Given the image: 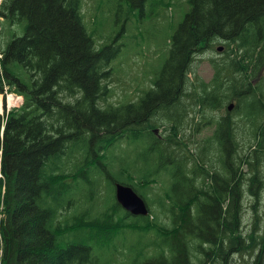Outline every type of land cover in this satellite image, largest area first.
Instances as JSON below:
<instances>
[{"label": "trees", "instance_id": "1", "mask_svg": "<svg viewBox=\"0 0 264 264\" xmlns=\"http://www.w3.org/2000/svg\"><path fill=\"white\" fill-rule=\"evenodd\" d=\"M126 1L143 12L149 0ZM187 1L191 11L172 34L154 89L116 105L108 101L115 54L109 39L98 42L96 29L84 24L82 0H0L1 65L7 84L25 98L9 113L2 139L3 264H100L87 237L100 247L123 238L122 251L115 249L118 264H231L236 254L246 264H264V0ZM219 41L227 46L222 62L200 56L214 74L204 82L194 56ZM182 98L191 100H185L189 110L194 104L223 113L230 101L236 105L220 119L205 116L206 127L216 123V129L194 140L187 156L172 157L169 167L168 149L188 145L178 138L180 125H167L162 140L155 125L138 121L159 110L182 113ZM138 135L150 138L154 164L143 162L141 171L137 165L121 183L149 191L168 173L182 196L164 191L154 220L121 214L116 203L89 222L87 211L75 212L83 202H63L80 180L89 182L92 161L119 139L128 148V138ZM213 146L217 156L211 157ZM198 179L202 186L196 187ZM247 196L254 198V216L244 229Z\"/></svg>", "mask_w": 264, "mask_h": 264}, {"label": "rangeland", "instance_id": "2", "mask_svg": "<svg viewBox=\"0 0 264 264\" xmlns=\"http://www.w3.org/2000/svg\"><path fill=\"white\" fill-rule=\"evenodd\" d=\"M161 1L165 2L166 5L161 6L156 0H149L144 11L141 12V10H131L130 4L126 0H82V12L85 14L84 24L89 31L96 29L99 36L98 42H101L102 38L109 39V45L112 46L113 54H115L111 63L114 74L108 83V89L112 91L111 97L108 99L109 102L120 105L123 102L136 101L138 92L153 86L155 73L157 72L159 75V70L162 69L168 56L172 34L178 29L186 14L191 11L190 6L188 10L187 0ZM158 16L162 18L157 20ZM216 53L218 55V52L215 51ZM198 62L196 61V64ZM197 69L198 74L204 80L208 81L211 78L212 70L207 60L201 61ZM187 101L191 100L187 99ZM190 111L192 110L190 109ZM205 114L209 117H218L224 113L217 115L215 112L208 111ZM234 118L238 123L240 120L238 116L235 115ZM155 120L158 123L166 121L165 128L171 124V122H167V119L158 116ZM190 125L189 121L183 123L182 127L187 129L181 130L179 139L187 137L201 141L214 131L213 125L209 128L206 127V131L200 134L193 133L196 128L189 127ZM244 128V122H241L239 129ZM159 132L161 130H158ZM170 134H172L171 130ZM124 140H117L106 149L104 157L92 161L90 173H88L90 175L89 182L84 179L80 180V188L74 186L62 199L64 203L70 199H74L78 203L83 202L84 204L78 206L75 212L87 211L89 222L100 218L109 206L112 208L117 203L114 180L127 183L128 172L135 173L137 165H141L145 161L154 164L150 138H143L139 135L138 137L131 136L128 138V148L123 144ZM262 175L264 178V170H262ZM158 176L154 184L159 192L155 193L152 199L158 200L163 197L162 194L167 188L172 191L173 195L182 196L181 193L175 192L170 187L171 182L168 179V173L163 174L162 172ZM71 183L75 184L72 181ZM138 192L144 195L148 202L151 200L146 190L138 187ZM156 195L159 196L156 197ZM252 204H254L253 197L247 196L243 203L244 210L242 213L244 229H248L253 221ZM154 209L159 212L157 206ZM260 212L264 218V189L261 191ZM122 213L127 212L122 209ZM165 221L167 224L171 223L170 220ZM135 239L136 237H132L131 241ZM74 242L76 243L78 240L75 239ZM84 242L93 247V257L97 258L100 264L119 263L115 262V259L119 257L115 253V249L122 251L123 238L119 241L108 242L101 247L91 237H87ZM237 256L238 254L233 256L231 264H244V261Z\"/></svg>", "mask_w": 264, "mask_h": 264}, {"label": "water", "instance_id": "3", "mask_svg": "<svg viewBox=\"0 0 264 264\" xmlns=\"http://www.w3.org/2000/svg\"><path fill=\"white\" fill-rule=\"evenodd\" d=\"M233 109V105L230 106ZM124 210L129 211L132 215L146 216L149 214V208L146 201L130 186L118 184L116 186V197Z\"/></svg>", "mask_w": 264, "mask_h": 264}, {"label": "flooded vegetation", "instance_id": "4", "mask_svg": "<svg viewBox=\"0 0 264 264\" xmlns=\"http://www.w3.org/2000/svg\"><path fill=\"white\" fill-rule=\"evenodd\" d=\"M184 93H182V95H183ZM178 102H180V100H178ZM178 105H182L183 106V104H181V103H179ZM167 107H163V109H166ZM164 114V112L163 111H161L160 112V110L155 114V117H162V115ZM169 114L174 118H182V116H181V114L179 113V111H176V110H174V109H172L170 112H169ZM139 125L140 124H143L144 122H148L150 125H152V123L154 122V120L153 119H151L150 117H148V118H146V119H142V118H140L139 119ZM140 129V128H139ZM141 130V129H140Z\"/></svg>", "mask_w": 264, "mask_h": 264}, {"label": "built area", "instance_id": "5", "mask_svg": "<svg viewBox=\"0 0 264 264\" xmlns=\"http://www.w3.org/2000/svg\"><path fill=\"white\" fill-rule=\"evenodd\" d=\"M1 176V175H0ZM0 239H2V237H1V235H0ZM2 248H1V240H0V258H1V256H2ZM1 264V263H0Z\"/></svg>", "mask_w": 264, "mask_h": 264}, {"label": "bare ground", "instance_id": "6", "mask_svg": "<svg viewBox=\"0 0 264 264\" xmlns=\"http://www.w3.org/2000/svg\"><path fill=\"white\" fill-rule=\"evenodd\" d=\"M0 43H1V42H0ZM2 51H3V50H2ZM35 58H36V57H35ZM57 89H58V88H57ZM62 95H63V94H62ZM62 95H60V97H61ZM66 96H67V95H66ZM70 96H71V93H70ZM67 97H68V96H67ZM67 97H66V98H67ZM68 99H69V98H68ZM75 102H76V101H75ZM69 103H70V102H69ZM64 152H65V151H64ZM56 170H57V169H56ZM51 175H52V174H51ZM51 179H52V178H51ZM48 180H49V179H48ZM48 180H47V181H48ZM49 181H50V180H49Z\"/></svg>", "mask_w": 264, "mask_h": 264}]
</instances>
